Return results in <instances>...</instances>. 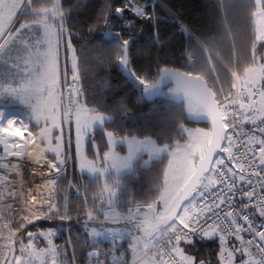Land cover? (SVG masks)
Returning a JSON list of instances; mask_svg holds the SVG:
<instances>
[{
  "label": "snow or ice",
  "instance_id": "snow-or-ice-1",
  "mask_svg": "<svg viewBox=\"0 0 264 264\" xmlns=\"http://www.w3.org/2000/svg\"><path fill=\"white\" fill-rule=\"evenodd\" d=\"M221 6L227 12L229 5L224 0ZM254 6L256 11L252 16L256 18L257 26L251 44L252 56L242 72L231 70L229 77L225 69L222 77L215 66L220 60L221 50L233 35L231 22L225 16L219 22L216 35L195 38L198 56L189 55L187 70L158 65L156 75L152 76L150 73L142 75V69L133 67L134 61L130 60L132 34L113 31L110 20L113 16L123 18L128 8L138 17L148 16V13L132 4L131 0L114 8L108 0L97 18L98 22L102 20L108 26L101 35L110 39L102 41L100 46L111 45L105 50L108 58L115 57L129 78L142 87L145 97L159 95L164 86L174 85L168 91L186 101L189 116L210 123L211 127L207 130L187 129L181 123L179 132L187 134L185 142L177 140L174 145L163 146H158L143 133L142 139L126 134L117 140L112 131H107L108 150L103 155L97 151L96 156L89 159L83 152L85 139L97 128L104 130L106 124L115 121L112 116L89 108L80 100L83 93L76 87L80 66L72 48L71 33H68L66 47L72 52V84L67 85L65 65L63 75L67 94L62 88L60 45L68 32L65 23L70 18L69 13L61 8L59 0H51V6L45 4L41 7H35L33 0H0V54L21 39L23 30H35L37 33L34 43L24 41L28 55L23 75L19 79L0 81V144L6 155L20 160L36 150H39L38 160L45 153L54 154L47 165L52 173L47 180L48 194L40 196L32 218L24 216L15 226L0 221V264H35L36 260L39 264H75L74 252L69 258L53 243L54 229L39 233L46 238L48 245L39 250L34 246L33 232H27V243L17 237V233L33 220L71 219L68 197H63L61 207L53 193L58 190V182L66 179L64 172L71 156L64 151V125L73 123L80 172L87 173L93 183L102 182L98 183L99 191L92 197L93 206L81 209L87 216L84 227L89 236L111 237L115 245L125 232L131 236L134 231L133 264H211L199 258L196 247L198 240L206 239L219 240L220 264H236V253L241 254L240 264H264V223H254L256 212L264 218V51L257 50V45L264 47V0H255ZM18 12L32 19L20 24L13 32L9 25ZM181 28L188 31L183 25ZM191 40L190 34V46H193ZM232 47H235L234 43ZM18 67L14 62L12 68ZM229 78L235 92L225 91L220 86L222 80ZM177 119L175 113L165 118L169 126L174 125ZM33 121L39 128L38 133L29 127ZM246 123L253 126L251 131L243 128ZM230 128L232 132L228 131ZM17 137L19 139H13ZM239 137L246 139L243 153L235 143ZM67 143H71L70 136ZM118 146L126 148L125 155L120 154ZM145 153L148 156V160H144L145 165L163 156L167 158V167L163 172L159 197L152 202L140 203L125 198L121 177L135 171ZM19 167V163L12 165L13 170ZM253 177L256 178L255 183ZM245 184L250 190L245 189ZM69 187H74L71 181ZM237 192L241 196L239 204L235 202ZM31 201L37 202V196L32 195ZM84 202L87 205V197ZM157 204L161 205L159 209ZM250 207L255 212H250ZM105 208L108 211H104ZM124 208L126 213L122 214L120 210ZM108 222L117 225L124 222V227H108ZM243 232L251 233V238L245 241L241 235ZM228 237L239 241V246L233 244L229 247ZM181 243L186 247H181ZM92 246L95 247V243ZM101 254L99 251L90 252L89 256L96 257L95 264H106L100 259ZM120 264H127V261L121 259Z\"/></svg>",
  "mask_w": 264,
  "mask_h": 264
},
{
  "label": "trees",
  "instance_id": "trees-1",
  "mask_svg": "<svg viewBox=\"0 0 264 264\" xmlns=\"http://www.w3.org/2000/svg\"><path fill=\"white\" fill-rule=\"evenodd\" d=\"M107 2L108 0H59L61 8L70 16L65 27L68 29L67 33H71L72 46L78 56L79 84L83 93L81 99L83 98V103L89 108H96L105 115L112 116L115 121L113 124H106L104 130L97 128L89 136L86 144L88 158H94L97 151L103 155V152L108 150L107 131H112L119 138L122 135L131 134L142 139L143 135H148L162 146L174 145L177 140L180 143L185 142L187 134L179 132L181 123L187 128H210L209 123L195 121L188 117L185 102L177 103L164 97L147 100L142 94L141 86L121 71L115 57L108 58L105 50L111 45L104 44L103 48L100 47L102 41L110 39L107 35H101L108 26L102 20L98 22L97 19ZM125 2L126 0H111L113 8ZM224 2L229 5L227 12L221 6L222 0H131L132 4L145 9L148 16L138 17L128 8L125 9L123 18L110 17L111 28L115 32L132 34L130 60L134 61L133 67L142 69V75L150 73L155 76L158 65L180 71L187 70L188 56L190 54L198 56L194 47L195 38L204 39L206 36L216 35L219 22L227 16L231 22L233 35L220 52L223 65L216 63L218 74L223 77L225 69L242 72L243 67L250 61L251 44L255 35L252 13L256 11L255 0H224ZM45 4L51 6V0H33L35 7ZM31 19L30 16L20 15L18 22ZM181 25L188 31H184ZM190 34L193 46H190ZM263 49L264 47L257 45L258 51ZM67 72L72 71L69 68ZM228 76L230 77L229 72ZM205 78L211 83L207 75ZM220 86L224 87L225 91L229 90L231 79L222 80ZM170 113L178 116L172 126H169L165 120ZM118 150L122 154L125 153V148L118 146ZM146 158L144 155L135 171L121 177L126 199L132 198L140 203L152 202L162 191L167 158L162 156L152 160L149 166H144L143 161ZM69 181L74 187H69ZM61 182L58 183V190L54 196L63 207V197L70 193L69 215L71 217L78 206H93L92 197L99 191L98 183H101H93L89 176L80 174L76 165ZM77 189H80L84 195L80 201ZM85 197H87V205L84 202ZM121 212L126 213V208L121 209ZM86 220L87 216L79 213L68 230L72 243L70 249L72 254L75 253V264H87V252L93 248L84 227ZM52 224L46 220L41 222L43 227ZM196 247L199 258L211 263L216 262L219 256L218 239H206L202 242L198 240Z\"/></svg>",
  "mask_w": 264,
  "mask_h": 264
},
{
  "label": "rangeland",
  "instance_id": "rangeland-1",
  "mask_svg": "<svg viewBox=\"0 0 264 264\" xmlns=\"http://www.w3.org/2000/svg\"><path fill=\"white\" fill-rule=\"evenodd\" d=\"M19 16H20V13L18 12L17 16L13 19L12 24L9 25V28L13 32L15 31V29L20 27V24L28 23V22L31 21V20H28V21L18 22ZM36 37H37V33H36L35 30H32V31L23 30V32L21 34V39L17 40L15 45L10 47L5 53L0 54V81H2V80H11L13 78L19 79L20 76L23 75V70L26 67L24 61H25V59H26V57L28 55V53L26 51V48H25L24 41H30V42L34 43ZM67 38H68V33H65V41L63 43H61V45H60V65H61V73H62V75H61V84H62V78L64 77L63 73H64L65 65L67 66V69H69V68L71 69L72 68V52L69 51L67 49V47H66ZM0 42H2V41H0ZM72 48H74V47L72 46ZM76 57L78 58L77 54H76ZM14 62L19 65L18 68H15V69L12 68V65H13ZM68 74L72 75V72L71 73L67 72V75ZM81 101L83 103V98L81 99ZM19 107L20 106L17 105V108H19ZM21 115H23L22 110H21ZM188 117L190 119L194 120V118L190 117L189 114H188ZM29 127L32 128L33 131H35L37 133L39 132V128L35 126V122L34 121ZM198 128H202V127H198ZM187 129H196V128H187ZM64 134H65V141H66L65 145H64V151L68 152L70 154V156H71V159H69V161H68V163L66 165V171L64 172V176H67L68 172H70V169H73L75 167V165H76V167L79 168V164H78V162L76 160V134H75V125H74V123L71 126L64 125ZM69 136L71 137L70 145L67 143V140H68ZM15 139H19V138L17 137ZM87 139H88V137L85 139L84 145H83V151H84L85 154H86V142H87ZM116 139L119 140V137H116ZM158 146H160V145H158ZM4 154H5L4 149L0 150V157H4L5 156ZM44 155L47 158H49L50 160H52L54 158V154H52V153H45ZM74 161H75V165H74ZM127 173H124V174H127ZM61 181H59V182H61ZM53 195H54V193H53ZM69 195H70V193L68 192L67 193L68 201H69ZM78 195L80 196L79 201L82 198H84L83 192L80 189L78 191ZM156 207H157V209H159L161 207V205L157 204ZM82 208H91V206H86V207L78 206V208L76 209V212L73 215V217H71V219H68V220L61 221L59 218L46 220V221H50V223H53L52 225H49L47 227H43L41 225V222L45 221L44 219L33 220V222L31 224H26L25 228L22 229L19 234L23 238L25 243H27V240H28L27 232H29V231L33 232L35 234V239H34L33 243H34V246L39 250L41 248H46L48 246L46 238L44 236H42V235H39V233H41V232L46 233L48 231V229H50V228L54 229L55 230V235L53 237H51L53 243L60 250L64 251L69 258H71L72 257V252H71L70 248H71V244L72 243H71V238H70V234H69L68 230L70 229V225H71L72 221L77 219L78 214L79 213H84L83 211H81ZM104 211H108V209L105 208ZM122 214H123V212H122ZM24 216H28L29 219L32 218V214L23 213L16 219L15 225L18 224L21 221V218L24 217ZM101 219H103V217H101ZM121 223H123V222H121ZM121 223L119 225H117V224H112L111 222H108L107 226L108 227H113V228H121V229H123L124 226H122ZM87 237H88V240L92 244L95 243V245H97L95 247H104L106 249V251H107V249L109 247V248L113 249V251H112L113 256H115V254H116V256H119L122 259H124L123 254H125V253L126 254L127 253L130 254L131 251H132V240H133V238H132V236L127 235L126 232H125L124 235H122L124 240H121V238H120L118 240L119 242L116 241L115 245H113L111 237H109L107 239H105L104 237L93 238V237L88 235V232H87ZM123 241H124L125 244L123 246L119 247L120 243H122ZM183 245L184 244L182 243L181 247H184ZM95 247H93V248H95ZM89 251H90V249L88 250V252ZM119 253H121V254H119ZM126 257H127V255H125V258ZM35 264H39V260H36ZM119 264H120V262H119Z\"/></svg>",
  "mask_w": 264,
  "mask_h": 264
},
{
  "label": "built area",
  "instance_id": "built-area-1",
  "mask_svg": "<svg viewBox=\"0 0 264 264\" xmlns=\"http://www.w3.org/2000/svg\"><path fill=\"white\" fill-rule=\"evenodd\" d=\"M156 1V0H155ZM194 55V54H190ZM189 57V56H188ZM219 63L222 64L221 60H219ZM223 65V64H222ZM216 66V64H215ZM225 67V66H224ZM230 75V70H228ZM232 83V80H231ZM72 84V75L67 76V85ZM67 85L64 84V77L62 78V88L65 91V94H67ZM77 88L80 89L79 82L76 85ZM81 91V90H80ZM227 91H233L234 89H231V86L229 90ZM81 100V97H80ZM245 131H251L252 125L251 124H243L242 125ZM237 127H240L238 125ZM229 132H232L233 129H229ZM257 135H259L257 133ZM235 143L237 147L239 148V152L243 153L245 151V143L246 139L244 137H239L235 139ZM258 147V146H257ZM0 150H3L0 148ZM233 151L235 152L236 149L234 148ZM4 157H0V221L2 222H10L13 226H15L16 219L23 213H29L32 214L33 211H35L36 207L38 206V201L40 199L39 195L35 193V189L38 188V183L34 182L35 180L31 178V175L38 173L39 171V165L35 162V160L27 159L26 157L23 160H20L17 157L9 156L4 154ZM20 164V167L16 170H13L12 165L13 164ZM3 165H8V167H4ZM254 183L256 181V178L253 177ZM239 187V183H238ZM246 190L248 189V186L244 185ZM257 193L260 192L258 183L256 184ZM12 192L13 195L9 196L8 193ZM36 195L37 196V202L31 201V196ZM241 196L240 193L237 192V195L235 197V202L237 204L240 203ZM26 201L27 206H26ZM244 202L247 203V199L244 198ZM239 211V209H237ZM250 212H255L254 209L250 207ZM242 222V221H241ZM124 223V222H123ZM254 223L257 225H260L261 223H264V218L259 217L258 212L255 213L254 217ZM136 233L133 231L132 238ZM241 235L244 237L245 241L251 238V233L243 232ZM18 238H22L19 233H17ZM23 239V238H22ZM229 241V247L231 245L235 244L236 246H239V241H236L234 237H228ZM99 251L102 253L100 255V259L106 261L105 258V251L106 249L104 247H95L91 248L90 251L87 253V264H95L96 257L95 256H89L90 252H97ZM236 264H240L241 260V254L236 253ZM244 259H247V257H243ZM121 260V257L119 256H113L111 261L113 263H119ZM133 264V262L131 263ZM211 264H220V257L218 256L215 263Z\"/></svg>",
  "mask_w": 264,
  "mask_h": 264
},
{
  "label": "bare ground",
  "instance_id": "bare-ground-1",
  "mask_svg": "<svg viewBox=\"0 0 264 264\" xmlns=\"http://www.w3.org/2000/svg\"><path fill=\"white\" fill-rule=\"evenodd\" d=\"M25 136H27V132H25ZM0 148L4 149L2 144H0ZM38 151L39 150L33 151L31 156H26V158L35 160V162L38 163V165L40 166L38 173L31 175V178H33L34 180L36 179L34 182L38 183V188L35 189V193L38 194L40 197L41 195L48 194L47 180L49 179L52 173L49 171L47 167L50 159L44 155V157L38 160L37 159Z\"/></svg>",
  "mask_w": 264,
  "mask_h": 264
},
{
  "label": "crops",
  "instance_id": "crops-1",
  "mask_svg": "<svg viewBox=\"0 0 264 264\" xmlns=\"http://www.w3.org/2000/svg\"><path fill=\"white\" fill-rule=\"evenodd\" d=\"M253 24H254V29L256 28V26H257V24H256V18L255 17H253ZM67 33V32H66ZM263 51H264V49H263ZM76 54H77V52H76ZM77 63H78V58H77ZM185 108H186V111H187V114H188V108H187V103H186V101H185ZM195 120V119H194ZM195 121H197V120H195ZM186 128V127H185ZM196 128H198V127H196ZM204 129H208V128H204ZM117 137V136H116ZM89 138V137H88ZM106 139H108L107 138V135H106ZM87 141H88V139H87ZM86 144H87V142H86ZM163 146V145H162ZM84 152V151H83ZM126 154V148H125V153L124 154H122L121 153V155H125ZM87 155V154H86ZM144 155H146V159L145 160H148V156H147V154H144ZM226 155V154H225ZM154 160V159H153ZM151 162H152V160L151 161H149V163L147 164V165H145L144 164V161H143V165L144 166H149L150 164H151ZM77 168V171L81 174V172H80V169L78 168V167H76ZM129 173V172H128ZM84 175H87V176H89L87 173H84ZM122 175H124V174H122ZM122 224V223H121ZM123 226V225H122ZM121 240H124L123 239V237H121ZM117 242H119L118 240H117ZM125 243H124V241L122 242V243H120V245H119V247H121V246H123ZM112 251H113V249H111V248H109L108 247V249H107V251H105V258H106V264H119V263H113L112 261H111V259H112V256H113V253H112ZM122 253V252H121ZM121 253H119V254H121ZM125 255H127V257L125 258ZM123 256H124V259L123 260H126L127 261V264H131L132 262H133V252L131 251V253L130 254H123ZM122 259V258H121Z\"/></svg>",
  "mask_w": 264,
  "mask_h": 264
},
{
  "label": "water",
  "instance_id": "water-1",
  "mask_svg": "<svg viewBox=\"0 0 264 264\" xmlns=\"http://www.w3.org/2000/svg\"><path fill=\"white\" fill-rule=\"evenodd\" d=\"M120 69H121V71H122L127 77H129L126 71H124L121 67H120ZM170 69H171V68H170ZM172 86H174V85L169 84V85L164 86V87L162 88V90H161V94H159V95H155V96H153V97H151V98H148V97H145V96H144V97H145L147 100H149V101L156 100V99H158V98H162V97H164V98H167V99H169V100H171V101H174V102H177V103L185 102L182 98H176V97H174V96L168 91V88H170V87H172ZM141 88H142V87H141ZM166 91H168V93H166ZM209 124H210V123H209ZM210 127H211V125H210ZM122 225H124V223H123Z\"/></svg>",
  "mask_w": 264,
  "mask_h": 264
}]
</instances>
